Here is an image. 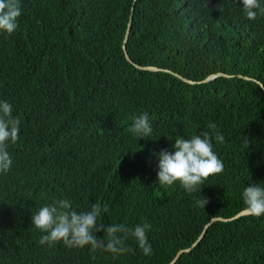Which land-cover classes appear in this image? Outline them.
<instances>
[{"label": "trees", "instance_id": "16d2710c", "mask_svg": "<svg viewBox=\"0 0 264 264\" xmlns=\"http://www.w3.org/2000/svg\"><path fill=\"white\" fill-rule=\"evenodd\" d=\"M191 80L223 72L209 82ZM17 31L0 34V98L22 121L0 176V264H168L213 217L244 210L241 192L264 183V16L247 20L239 0H21ZM147 114L151 139L135 138ZM223 162L197 192L157 181L154 153L175 136L209 132ZM208 201L205 209L197 199ZM80 210L99 201L108 226H151L153 252L135 241L121 256L41 246L31 214L52 199ZM97 236L103 239L104 233ZM175 264H264V217L217 221Z\"/></svg>", "mask_w": 264, "mask_h": 264}, {"label": "clouds", "instance_id": "9594fccd", "mask_svg": "<svg viewBox=\"0 0 264 264\" xmlns=\"http://www.w3.org/2000/svg\"><path fill=\"white\" fill-rule=\"evenodd\" d=\"M239 3L245 19L254 21L258 16H264V0H239ZM21 15V0H0V34L13 35L19 27ZM21 124V119L13 114L12 103L0 98V176L11 171L13 157L9 148L17 143ZM207 127L209 132L187 138L175 136L171 151L164 149L154 153L158 158L157 181L160 186L178 184L188 194L198 189L201 194V186L208 178L222 173L224 165L213 150V141L222 143L225 138L215 123H209ZM130 131L139 140L151 139L154 129L149 116L145 113L135 118ZM241 199L249 215L264 217V183L245 186ZM207 202L203 197L195 203L205 209ZM108 212V205L99 201L86 210H80L68 198H54L31 214V224L43 234L39 239L41 246L63 244L69 249L87 247L118 257L129 251L126 241L131 239L145 256L152 254L149 224L130 227L123 223H112L105 226L100 222V217ZM98 232L104 233L103 239L97 236Z\"/></svg>", "mask_w": 264, "mask_h": 264}, {"label": "water", "instance_id": "95a60500", "mask_svg": "<svg viewBox=\"0 0 264 264\" xmlns=\"http://www.w3.org/2000/svg\"><path fill=\"white\" fill-rule=\"evenodd\" d=\"M136 1V0H135ZM134 9H135V6L133 5L132 7V13H131V16H130V19H129V23H128V27H127V30H126V33H125V37H124V40H123V48H124V51H125V55H126V58L129 62L131 63H134L136 67L140 68V69H147V70H151V71H160V70H163V71H166V72H170L176 76H178L179 78L183 79L184 81L188 82V83H191V84H195V83H203V82H209L211 80H213L214 78H216L217 76H234V75H231V74H226V73H223V72H218V73H213L209 76H207L205 79L203 80H200V81H195V80H191L189 78H186L184 77L183 75L177 73V72H174L173 70H170V69H163V68H160V67H157V66H143V65H140V64H137L135 63L131 58L130 56L128 55V52H127V41H128V38H129V34H130V30H131V26H132V22H133V15H134ZM241 77H244L245 79H248V80H254L256 82H258L262 87H263V90H264V86H263V83L255 78H251L249 76H243V75H240ZM243 215H248V213L243 210L239 213H237L236 215L232 216V217H228V218H225V217H221V216H217V217H213L209 222H207L201 232V234L199 235V237L196 239V241L190 246V247H187V248H184V249H180L176 255L174 256V258L168 263V264H175L176 261L181 257L182 254H184L185 252H189L190 250H192V248H194L202 239L203 237L205 236L206 232L208 231L209 227L217 222V221H230V220H234V219H237V218H240L241 216Z\"/></svg>", "mask_w": 264, "mask_h": 264}, {"label": "rangeland", "instance_id": "374dc122", "mask_svg": "<svg viewBox=\"0 0 264 264\" xmlns=\"http://www.w3.org/2000/svg\"><path fill=\"white\" fill-rule=\"evenodd\" d=\"M244 210H245V209H244ZM241 211H243V210H241ZM241 211H239V212H241ZM239 212H238V213H239ZM248 215H249V214H248ZM243 216H245V215H243ZM241 217H242V216H241Z\"/></svg>", "mask_w": 264, "mask_h": 264}]
</instances>
